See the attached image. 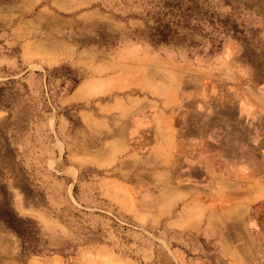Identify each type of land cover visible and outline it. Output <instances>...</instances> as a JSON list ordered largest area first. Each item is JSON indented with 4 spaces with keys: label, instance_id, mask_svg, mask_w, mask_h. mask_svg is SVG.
<instances>
[{
    "label": "rangeland",
    "instance_id": "1",
    "mask_svg": "<svg viewBox=\"0 0 264 264\" xmlns=\"http://www.w3.org/2000/svg\"><path fill=\"white\" fill-rule=\"evenodd\" d=\"M140 106L264 123V0H0V264H252L115 137Z\"/></svg>",
    "mask_w": 264,
    "mask_h": 264
},
{
    "label": "crops",
    "instance_id": "2",
    "mask_svg": "<svg viewBox=\"0 0 264 264\" xmlns=\"http://www.w3.org/2000/svg\"><path fill=\"white\" fill-rule=\"evenodd\" d=\"M137 109L114 130L115 137L130 134L138 157L146 145L155 155L160 151L167 184L181 190L178 201L189 200L187 208L210 210V228L217 230L216 220L224 218L227 227L237 226L244 235L252 216V264H264V123L255 122L252 109L237 121L202 114L185 122L170 117L163 124L142 106ZM210 189L220 192L219 197L214 194L210 200ZM227 201L234 206H225ZM233 210L239 211L237 216Z\"/></svg>",
    "mask_w": 264,
    "mask_h": 264
}]
</instances>
